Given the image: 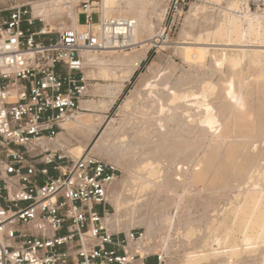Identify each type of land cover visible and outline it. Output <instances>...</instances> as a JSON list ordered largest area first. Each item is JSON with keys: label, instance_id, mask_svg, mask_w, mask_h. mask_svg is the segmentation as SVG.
<instances>
[{"label": "bare ground", "instance_id": "6f19581e", "mask_svg": "<svg viewBox=\"0 0 264 264\" xmlns=\"http://www.w3.org/2000/svg\"><path fill=\"white\" fill-rule=\"evenodd\" d=\"M114 1L103 0L102 17L113 15L116 10L113 8ZM126 1L130 9L128 8L121 18L136 22L131 32V37L136 41L143 27L139 18L143 13L144 4L141 6L140 2L141 7H138V0L135 1V6L133 0ZM216 1L226 5L222 7L223 11L219 15L215 30L206 35L200 34L193 42H183V54L188 63L196 66L202 65L208 56H211L208 70L212 72L227 64L228 73L235 76L236 80L230 81L226 92L220 91L219 84L205 76L195 77L187 74L172 84L170 78H166L163 83L151 85L147 92L146 109L154 108L160 115L158 130L153 132L154 130L151 131L148 127L140 129L135 125L128 133L134 140L128 145L127 133V137L119 134V141L110 142V129L102 132L100 138L94 141L92 149L128 166L130 176L127 182L121 181L120 184H124L122 188L113 189L109 196L116 213L107 214L105 220L115 229L123 225L127 227L131 223L145 224V233L130 240L131 243L138 244L142 252L150 250L157 237L156 232L164 230L163 225L169 218V212L165 211L171 206L168 196L164 204L154 202L148 210V199L153 184L160 182L157 179H161L163 169L167 170L169 166L174 165L168 179L176 187L186 173L185 167L196 158L195 180L200 178L201 182V177L205 175L207 178L208 174L213 173V179L212 176L208 177V181L215 178L213 185L231 187L234 192L231 199V196L228 197L227 201H230L226 207L208 216L206 233L203 236L195 239L202 229L196 230L193 227L182 231L179 228L176 231L178 236L183 235L186 239L183 244L186 250L178 257L176 264H264V16L252 12L246 0ZM37 5L33 6L35 16L45 18V12L42 8L38 9ZM119 9H122L121 6ZM75 25L79 28L85 27L78 23L77 18ZM95 28L98 30L100 23ZM210 35L214 36V43H208ZM217 41L221 43L217 44ZM245 41L257 45L243 44ZM226 42L230 44H224ZM91 53H85L84 63L90 64L94 69L85 71V76L116 79L119 82L129 79L145 57V50H137L131 56L116 55L114 58L103 59ZM101 53L120 51L107 49ZM244 59H247L253 76L249 81L240 79V65ZM114 64L127 65L128 68L119 72L115 69L117 66L114 68ZM220 81L226 82L227 79L220 78ZM119 84H97L98 88L96 86L94 93H104L109 99L81 100V107L94 112L105 111L122 90L124 85ZM240 89L246 90V98L238 97ZM140 97L141 93L134 94L125 102V106L130 107L134 100ZM212 99L220 100L219 106H215L218 108L211 104ZM102 117L98 113L78 111L63 123V128L70 134L77 132L89 139L97 130ZM224 118L226 123L223 130L216 134L218 126L222 124L220 121ZM189 137L193 140L191 144H186ZM209 137V146L206 145L208 149L204 151L203 156H199V151L207 148L204 140ZM84 147L77 145L69 150L75 158H79L86 151ZM137 157L140 158L138 162L135 160V163L134 158ZM128 248L134 251V247Z\"/></svg>", "mask_w": 264, "mask_h": 264}, {"label": "built area", "instance_id": "2783aa9c", "mask_svg": "<svg viewBox=\"0 0 264 264\" xmlns=\"http://www.w3.org/2000/svg\"><path fill=\"white\" fill-rule=\"evenodd\" d=\"M84 15V30L53 33L26 7L0 10V264L152 262L128 249L141 233L105 220L116 166L54 147L88 93L85 53L137 45L134 20L99 15L96 30L95 13Z\"/></svg>", "mask_w": 264, "mask_h": 264}, {"label": "rangeland", "instance_id": "374dc122", "mask_svg": "<svg viewBox=\"0 0 264 264\" xmlns=\"http://www.w3.org/2000/svg\"><path fill=\"white\" fill-rule=\"evenodd\" d=\"M135 1L136 0L132 1V3H134V6L136 5V2L138 3L137 6L140 2L141 6H143L144 4L143 13L139 18L143 22V27H141L139 32L140 34L136 40V42H138L137 45L127 50L120 51L121 54L101 52H92L91 54L98 56L99 59H103L108 57L114 58L116 55L131 56L134 55L137 50H145V57L136 67L132 76L129 79H126L125 82H123L122 80L119 82V80L116 79L106 80L98 76V78H96V76H93V78H87L85 76V71H90L94 68H92L93 66H91L90 64L88 65L87 63H84L83 72H85L84 76L86 77V81L88 83V93L82 100L89 99L98 101L101 99H109L108 96L104 93H94L95 89L98 88L97 84H114L115 82L116 84L122 83L124 86L122 90L118 93L114 103L105 111L103 110L94 112L81 107V113H98L103 116L102 121L97 126V130L89 139L83 137L80 134H77V132L75 134H70V132L63 128L64 131L60 134V138L58 137L57 144H54V147H64L73 158L75 157L72 155V153H70L71 150L69 149L77 145H83V147L85 146L84 148L86 150V153L90 152L101 160L110 162L114 166H116L119 172V176L113 186V189H121L122 185H124L120 184L121 181H123V183L127 182V179L129 178L128 176H130V173L127 170L128 166L125 165L124 162L117 163L109 156H106L101 153H96L95 150L92 149L93 144L96 142L97 139L100 138L102 132H107V130L110 129L112 130V134L111 137H109V140L112 143L119 141V134H122V136H126L127 133L128 136V133L132 131V128L135 125H138L140 129H145L148 127L151 131L153 129V132L158 130V126H160V115H158L154 108L149 109V111L146 109L147 107L145 106L147 105V92L151 89V85L163 83L166 78H170L169 81L170 84H172L179 77L185 76L187 74H192L195 77H207V79H210L214 83L219 84L220 91L226 92V88L229 87L231 83L230 81L233 82L236 80L235 76H232L228 73L227 64L224 65L221 69L215 70L214 72L208 70V68L210 67L211 56H208L206 62H204L202 65L196 66L194 64L192 65L188 63L185 60L183 54V46H185L183 42H193L195 41L194 38H197L200 34L206 35L208 32H213L215 30L219 15L220 13H222L223 8L226 5L224 2L219 3L216 0H138L139 2ZM246 1L248 5H250L252 12L264 16V0ZM118 3H121V5L119 4L118 6ZM35 4H38V9L42 8V10L45 12V18L35 16V9H33V6ZM126 4H128L126 0H115L113 8H115L116 10H113V15H107V17H124V14L130 9L129 5L127 6ZM120 6L122 9H119ZM141 6L139 5L138 7ZM20 7L28 8L29 12L34 18L42 20V22L38 20L36 21L35 28H39L41 25L44 24L49 30H52L53 33H57L68 28H75L81 31L84 30L86 27H76L75 19L77 18L78 23L84 25V13L92 11L95 13L96 23L94 26H98V16L102 15L103 13L101 11L103 9V0H0V10H4L5 15H8L9 12L17 10ZM209 39L210 40H208V43H214L213 35H210ZM218 43L220 44L221 42L217 41V44ZM142 44H144V46H142ZM224 44L230 43L226 42ZM243 44L257 45L256 43H251L248 41H245ZM216 47L219 48L220 46ZM84 61L86 60L84 59ZM116 66L114 64V68L116 67L115 69L119 72L128 68L127 65L121 66L116 64ZM207 72L209 73V75H206ZM251 73L252 72L250 71L249 63L247 62V59H244L240 65V79L243 81L252 80L253 76ZM220 78H226L227 81L222 82L220 81ZM137 93H141L142 98L140 97L139 99L134 100L130 107H126L125 102L128 99H131L132 96ZM240 96L241 98L247 97L245 89L239 90L238 97ZM210 102L215 107L220 102V100L212 99ZM218 106L215 108H218ZM142 112L144 113V116ZM220 123L222 124L218 126L216 134L223 130V127L226 123L225 118L224 120L222 119ZM129 128L131 129L129 130ZM189 138L190 139H188L187 141H190V143L186 142V144H191V140L193 139L191 137ZM128 139L126 138V144L129 145L130 142L134 140V138L128 136ZM210 140L211 137L204 140L205 146L209 144ZM204 149L199 151V156H203L204 151H206L208 147H204ZM137 158H134L135 163L136 161H139L140 157ZM195 159H193V161L188 165V167H185L187 168V170L179 185H177L176 187L173 186L168 179L169 174L173 171L174 168V165H171L167 169L168 171L164 169L162 170L160 174L161 179L160 177L157 179V181L160 182L154 183V187H152L150 190L151 192L149 194L150 196L148 199V210L151 209L152 204L154 202L156 204H164L168 196L171 200V206H168L169 208L167 207L168 210L165 209V212H169V218L165 221L163 225L164 230H158L159 232H156L158 234H155V236L157 237L155 238V241H153L155 243L152 242L151 249L147 250L146 252H142L138 244L135 245L134 243L130 242V248L134 247V251L139 252L141 254L143 253V255H148L149 260H152L151 264H155L153 260L155 259L154 254L156 253L162 254L164 256L163 264H176V260H178V257L182 255L186 250V247H183L184 242H186L185 237L183 235L178 236L176 234V231L179 228L182 231L186 228L193 227L196 230L202 229V231L198 234V236L195 237V239L203 236L206 233V221L208 219V216L210 217L211 214L213 215L217 211L222 210L224 207H226L227 202H229L232 198L234 192L232 190H234V188H223L216 184L213 185L212 183L215 181V178L214 180H212L214 177L212 175V172H210L212 173L211 175L208 174L209 172L206 173L208 174L206 176L207 178H205V175L201 177V179L203 178V181L201 180V182L200 178L198 177L197 178L199 180H195L196 176L194 174H196L195 171L197 168V160L195 161ZM164 171H166V173ZM208 177H211L212 179L208 181ZM196 181L199 182V184H197ZM228 197L230 198L229 201H227ZM109 202L111 208L109 214L113 215L116 213V210L112 206L110 200ZM131 224H129L127 227L123 225L119 229H115L111 226L110 227L116 232H121L122 234H129L131 230L137 231L138 233H141V235L145 233V224V226L143 224L141 225L137 223H135L136 225H134L133 223ZM141 235H139L138 238Z\"/></svg>", "mask_w": 264, "mask_h": 264}]
</instances>
